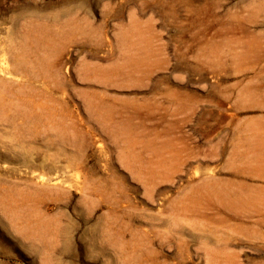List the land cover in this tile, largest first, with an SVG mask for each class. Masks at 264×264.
Here are the masks:
<instances>
[{
	"label": "rangeland",
	"instance_id": "1",
	"mask_svg": "<svg viewBox=\"0 0 264 264\" xmlns=\"http://www.w3.org/2000/svg\"><path fill=\"white\" fill-rule=\"evenodd\" d=\"M0 264H264V0H0Z\"/></svg>",
	"mask_w": 264,
	"mask_h": 264
},
{
	"label": "bare ground",
	"instance_id": "2",
	"mask_svg": "<svg viewBox=\"0 0 264 264\" xmlns=\"http://www.w3.org/2000/svg\"><path fill=\"white\" fill-rule=\"evenodd\" d=\"M204 2H205V1H204ZM208 3H209V1H208ZM212 3H213V2H212ZM210 5H211V4H210ZM207 6H208V5H207ZM207 6H206V7H207ZM210 7H212V6H210ZM218 7H219V5L217 4V5L215 6V8L218 9ZM213 8H214V7H213ZM209 9H210V8H209ZM203 10H204V9H200V10H199V13H200V14H203V13H204ZM202 11H203V12H202ZM215 11L218 12L219 10L217 11V10L215 9ZM201 12H202V13H201ZM210 12H211V11H210ZM215 14H216V13H215ZM210 15H211V14H210ZM213 15H214V13H213ZM216 15H217V14H216ZM223 16H224V15H223ZM223 16H222V17H223ZM199 17H200V15H199ZM224 17H225V16H224ZM230 17H231V16H230ZM205 18H206V17H205ZM202 19H204V18H202ZM207 19L209 20V18H207ZM207 19H205V21H207ZM213 19H214V18H213ZM213 19L210 18V20H212V21H213ZM199 20H200V19H199ZM215 20H216V18H215ZM218 20H220V18H219ZM221 20H222V19H221ZM199 23H201V25H202V22L199 21ZM225 23H226V22H225ZM205 24H206V23H205ZM208 24H209V23H208ZM239 24H240V23H239ZM198 25H199V24H198ZM201 25H200V26H201ZM212 25H213V24H212ZM212 25H211V27H212ZM240 25H241V24H240ZM209 27H210V26H209ZM204 30H206V29L204 28ZM207 30H208V29H207ZM220 30H221V29H220ZM242 30H243V28H242ZM200 33H202V32L200 31ZM201 36H202V35H201ZM202 37H203V36H202Z\"/></svg>",
	"mask_w": 264,
	"mask_h": 264
}]
</instances>
